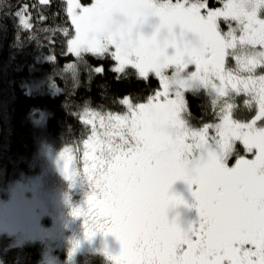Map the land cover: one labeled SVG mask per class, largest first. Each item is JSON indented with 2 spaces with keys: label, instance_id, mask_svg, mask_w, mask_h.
Wrapping results in <instances>:
<instances>
[{
  "label": "snow or ice",
  "instance_id": "obj_1",
  "mask_svg": "<svg viewBox=\"0 0 264 264\" xmlns=\"http://www.w3.org/2000/svg\"><path fill=\"white\" fill-rule=\"evenodd\" d=\"M67 4L69 53L111 59L124 78L159 84L142 102L125 96L123 114L99 115L102 132L85 121L82 172L63 162L66 179L80 175L91 189L86 210L72 213L84 218L85 238L116 237L119 255L104 252L113 264H264V0ZM150 18L159 24L146 37ZM201 90L214 120L193 127L186 94ZM239 96L250 118L239 117ZM178 180L195 185L200 222L188 231L167 218L184 203L169 195Z\"/></svg>",
  "mask_w": 264,
  "mask_h": 264
},
{
  "label": "trees",
  "instance_id": "obj_2",
  "mask_svg": "<svg viewBox=\"0 0 264 264\" xmlns=\"http://www.w3.org/2000/svg\"><path fill=\"white\" fill-rule=\"evenodd\" d=\"M222 0H209L221 6ZM27 6V7H25ZM20 12L21 16L17 15ZM27 16H24V13ZM30 27L25 28L24 22ZM72 31L65 0H0V196L15 181L48 173L42 148L69 150L80 158L84 141L91 135L90 115L123 114L121 100L128 96L142 102L158 89L156 78H124L111 69L114 61L67 51L63 29ZM103 68L97 73L95 68ZM117 75L121 79L117 80ZM191 123L202 127L214 120L206 93H187ZM239 117L249 118L242 96L237 97ZM44 115L42 125L36 114ZM0 237V264H40L43 248L38 243L9 246ZM76 264H110L102 255L78 257Z\"/></svg>",
  "mask_w": 264,
  "mask_h": 264
},
{
  "label": "rangeland",
  "instance_id": "obj_3",
  "mask_svg": "<svg viewBox=\"0 0 264 264\" xmlns=\"http://www.w3.org/2000/svg\"><path fill=\"white\" fill-rule=\"evenodd\" d=\"M65 2L68 6L67 0ZM79 2L83 5H91L94 0H79ZM152 24H159L158 18H150L147 25L141 29L142 33ZM222 27L227 30L223 24ZM176 31L178 32L179 29L177 28ZM200 92L207 94L206 90ZM242 98L245 99L243 96ZM245 111L248 110L245 108ZM93 118L96 127L102 132L99 116L90 115L88 120ZM33 119L37 125H42L44 115L38 113ZM89 125L91 127V124ZM237 147L242 155L245 154L241 145ZM61 153L64 161L61 159ZM83 153L84 145L79 159L66 149L55 152L47 147L42 148L40 154L47 160L48 173L15 181L7 188L6 196H0V237L9 238V246L40 244L43 248L40 264H76L78 257L87 255H102L108 259L104 255L105 250L112 255H119L121 251L119 240L112 235L104 236L97 233L91 240L86 239L84 218L72 214L77 208L86 210L87 197L91 189L80 175L74 177L72 181L66 179L63 162L68 164L70 170L75 168L82 172ZM234 159L229 162V166L234 163ZM194 190L195 185L190 187L183 180L176 181L169 189L170 196L178 197L184 203L168 209V221L171 222L173 217V222L184 231L197 226L200 222L198 203L192 195ZM77 244L79 246L70 256ZM110 264L113 262L110 261Z\"/></svg>",
  "mask_w": 264,
  "mask_h": 264
},
{
  "label": "flooded vegetation",
  "instance_id": "obj_4",
  "mask_svg": "<svg viewBox=\"0 0 264 264\" xmlns=\"http://www.w3.org/2000/svg\"><path fill=\"white\" fill-rule=\"evenodd\" d=\"M157 25H158V24H152V25L147 26L146 29H145V32H144L143 34H144L146 37H147V36H151V35H152V32L155 30V27H156ZM169 52L171 53L172 50L169 49ZM190 69H191V68H190ZM171 212H172V214H173V210H172ZM172 222H173V217H172L170 223H172Z\"/></svg>",
  "mask_w": 264,
  "mask_h": 264
}]
</instances>
